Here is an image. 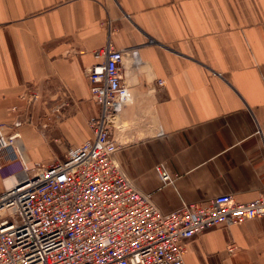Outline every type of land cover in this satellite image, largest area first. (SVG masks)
Returning a JSON list of instances; mask_svg holds the SVG:
<instances>
[{"label": "crops", "instance_id": "obj_1", "mask_svg": "<svg viewBox=\"0 0 264 264\" xmlns=\"http://www.w3.org/2000/svg\"><path fill=\"white\" fill-rule=\"evenodd\" d=\"M109 42L140 61H125L130 102L114 131L116 160L137 187L163 213L218 195L264 197V0H0V126L20 132L31 164L64 161L93 139L88 73ZM30 91L67 96L70 112L45 131L26 125ZM158 163L179 179L159 189ZM186 249V264H264V217Z\"/></svg>", "mask_w": 264, "mask_h": 264}, {"label": "built area", "instance_id": "obj_2", "mask_svg": "<svg viewBox=\"0 0 264 264\" xmlns=\"http://www.w3.org/2000/svg\"><path fill=\"white\" fill-rule=\"evenodd\" d=\"M103 55L104 62L88 73L99 106L90 123L93 139L70 150L64 161L34 166L20 132L6 134L0 126V171L10 169L7 177L13 178L0 191V264H186L190 239L264 217V197L239 203L218 195L163 213L152 193L137 187L116 160L114 131L130 102L125 61L130 57L137 67L138 51L117 50L109 42ZM30 119L22 122L31 124ZM256 135L264 149V125L257 123ZM153 170L159 189L180 177L165 163Z\"/></svg>", "mask_w": 264, "mask_h": 264}, {"label": "rangeland", "instance_id": "obj_3", "mask_svg": "<svg viewBox=\"0 0 264 264\" xmlns=\"http://www.w3.org/2000/svg\"><path fill=\"white\" fill-rule=\"evenodd\" d=\"M66 98L67 96H65V98L60 102V100L58 101L57 95L54 94H43L42 96L38 94V97L33 99H31L30 96L26 97V104L23 108V112L25 113V116L31 118V124L26 122L25 124L33 126L35 123V126L39 127L41 125L40 123H42L44 128L43 130L45 131L49 129L48 124L44 122L45 120L54 119L56 122L62 121L70 112V105L68 104ZM13 167L15 169H17L16 167H20L19 162L14 163ZM9 171L11 170H5V173H9Z\"/></svg>", "mask_w": 264, "mask_h": 264}, {"label": "bare ground", "instance_id": "obj_4", "mask_svg": "<svg viewBox=\"0 0 264 264\" xmlns=\"http://www.w3.org/2000/svg\"><path fill=\"white\" fill-rule=\"evenodd\" d=\"M12 179H13V178H9L8 180H6V181H8V182H7L8 185H11V184L13 183V180H12Z\"/></svg>", "mask_w": 264, "mask_h": 264}]
</instances>
